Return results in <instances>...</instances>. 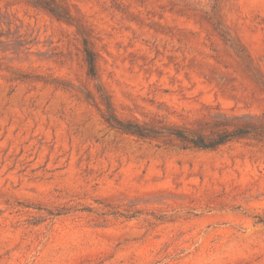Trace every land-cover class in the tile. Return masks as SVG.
<instances>
[{
  "label": "rangeland",
  "instance_id": "rangeland-1",
  "mask_svg": "<svg viewBox=\"0 0 264 264\" xmlns=\"http://www.w3.org/2000/svg\"><path fill=\"white\" fill-rule=\"evenodd\" d=\"M0 264H264V0H0Z\"/></svg>",
  "mask_w": 264,
  "mask_h": 264
},
{
  "label": "trees",
  "instance_id": "trees-1",
  "mask_svg": "<svg viewBox=\"0 0 264 264\" xmlns=\"http://www.w3.org/2000/svg\"><path fill=\"white\" fill-rule=\"evenodd\" d=\"M89 65H90V69L92 70L93 69V59H92V56L89 54ZM198 142V140H197ZM201 142V141H200ZM200 146L202 145L201 143H198Z\"/></svg>",
  "mask_w": 264,
  "mask_h": 264
}]
</instances>
